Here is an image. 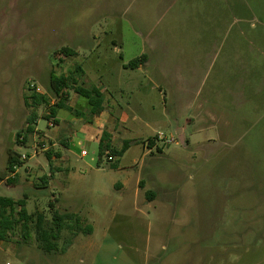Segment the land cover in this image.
I'll return each instance as SVG.
<instances>
[{"label":"rangeland","instance_id":"1","mask_svg":"<svg viewBox=\"0 0 264 264\" xmlns=\"http://www.w3.org/2000/svg\"><path fill=\"white\" fill-rule=\"evenodd\" d=\"M233 1L0 0V195L26 196L27 210L43 212L49 224L57 198L55 210L78 213L92 230L78 236L64 230L58 247L69 248L67 254L44 259L79 264L78 247L90 240L98 246L84 264H93L108 238L117 254L122 246L139 255L137 264H144L142 255L150 257L147 264H264V0H242L256 6L257 16L234 11L241 0ZM64 48L75 55L64 56ZM143 54V69L123 68ZM79 67L89 80L101 74L106 85L130 84L118 97L123 110L148 121L147 132L173 137L159 161L168 183L157 186L176 201L178 213L158 230L165 234L154 252L147 245L154 214L136 212L129 192L115 185L126 170L135 172L126 169L131 151L116 160L125 171L110 169L107 156L99 166L96 142L45 118L53 97L50 105L33 107L30 89L47 94L52 71L78 79ZM34 113L35 132L26 133ZM60 117L70 114L60 110ZM178 127H185L187 148ZM62 139L71 142L68 148ZM10 149L27 157L14 183L7 180L13 178L6 169ZM49 151L64 170L45 188ZM59 152L68 159L57 160ZM175 173L183 178L174 180ZM30 227L20 225L0 241V264L48 262L22 260L45 256Z\"/></svg>","mask_w":264,"mask_h":264},{"label":"crops","instance_id":"2","mask_svg":"<svg viewBox=\"0 0 264 264\" xmlns=\"http://www.w3.org/2000/svg\"><path fill=\"white\" fill-rule=\"evenodd\" d=\"M124 69L126 65H123ZM136 68H142V64H140ZM143 69V68H142ZM83 74L80 75L78 78V85H83L87 89L98 88L102 93L103 98V110L100 113L92 114L91 113V106L88 103V100L84 97H81L79 94L75 93L74 91H70V96L68 100V105L72 108V111H68L66 109H57L55 119L56 122L54 127L64 125L66 127V131L70 132L71 135H82L83 140L86 142H96L98 144V156H99V149H100V142L102 139L105 140V143H109L112 147L120 149L124 142L129 140L131 144L127 151L124 153L126 155L128 152L131 151L133 159H132V166L127 167L126 169H133L135 170L134 174H131L129 171L126 170L127 175L124 176L122 181L115 183L118 188L123 192H129L131 196V206H133L136 212H152L154 214V223H150L148 225L149 232L151 233V237H148L147 245L148 251L154 252V246L156 243V238L164 235L165 233H161L158 231L159 229H167L168 224L174 222L176 218V214L178 213V207H176V201L170 200L167 198L168 191H166L163 187L157 186L158 181L160 183L165 184L167 182V178L164 174V170L162 165L160 164V160L162 156H165L168 144L164 145L161 144L158 139L156 138L155 133H150L145 130L147 128L146 120L140 121V119L135 116L131 115L130 113H126L123 108L120 106V99L118 97L124 91L130 90V84H124L123 82H115L113 84H107L102 81L101 74L98 79L96 80H89L86 77L85 71L82 72ZM89 80V81H87ZM136 89V87L134 88ZM60 110H65L69 112L70 117L64 118V121L60 117ZM147 119H149V115H147ZM146 121V122H145ZM53 127V126H52ZM178 136H182L185 139V127H178ZM128 132L133 134V138L129 139ZM42 134V133H41ZM44 138V134H43ZM154 139V142H149L148 140ZM173 139V137H171ZM180 143L183 144L184 148L188 147V142L186 139ZM63 144L66 145L65 148H68L71 144L70 141L66 139L60 140ZM59 141V142H60ZM174 142V141H173ZM54 145L53 142H51ZM179 143V141L177 142ZM79 145L82 144L81 141L78 142ZM170 144V143H169ZM135 145V148L133 146ZM83 152H86L85 149L82 148L81 155L84 156ZM86 155V154H85ZM111 155L109 151H107L104 156ZM123 155V156H124ZM113 156V155H112ZM114 157V161L109 164L110 169L117 170V171H125L119 168L118 163L116 162L118 157ZM49 158V157H48ZM103 158V157H102ZM66 161L68 156H63L61 152L57 154V160ZM50 162V172L47 174L49 178H46V183H44V187L48 188V181H50L49 186L53 183L55 184L56 180V173L64 170L63 165L56 164L54 165L52 158H49ZM102 160L99 159V166ZM116 164L115 168H112L111 165ZM23 166V165H22ZM21 166V167H22ZM19 168L16 170V174H12L13 178H16V175L19 172ZM183 175L175 173L173 178L180 179L183 178ZM9 177H7L8 180ZM172 179V178H171ZM5 179L2 178L1 182ZM168 183V182H167ZM163 188V189H162ZM153 193L154 197L151 200H148V194ZM3 196V195H0ZM9 197V196H7ZM26 197V196H25ZM55 198V197H54ZM27 200V197H26ZM169 201H172L170 203ZM57 202V198L54 199L51 203L54 204ZM153 210V211H151ZM157 211V213L155 212ZM64 213L75 214L80 217V215L74 211H66ZM143 213V214H144ZM84 223L85 220L82 219ZM166 227H163L165 226ZM161 227V228H160ZM94 232V231H93ZM148 233V232H147ZM167 234V232H166ZM78 236V234H76ZM80 235V234H79ZM74 238H67L66 240L71 241V244H75ZM60 241H57L59 244ZM94 246H98L94 242L88 240L84 244L79 245L78 249L81 252L76 253V258L79 264H84L86 262V253L88 250ZM99 253L94 259V263L96 261L101 260L103 263L100 264H137V257H133V255L128 254L122 251L123 247L121 246V253L117 254L115 251L118 248L116 242H113L111 239L105 238L103 243H100ZM40 250V249H39ZM69 248L65 249V251H54L51 253L44 252L45 256L41 254H31L32 256L22 255V260L24 261H48L43 257L46 255L52 256L53 254L57 255H65L67 254ZM138 250V249H137ZM33 253V252H32ZM140 253V251H139ZM20 254V253H19ZM23 254V253H21ZM29 257V258H26ZM150 257H146L142 255V260L144 264H147ZM98 259V260H97ZM51 264L55 260L49 259ZM49 261L46 263L48 264ZM90 261V260H89ZM8 264V263H7ZM37 264V263H34ZM50 264V263H49Z\"/></svg>","mask_w":264,"mask_h":264},{"label":"trees","instance_id":"3","mask_svg":"<svg viewBox=\"0 0 264 264\" xmlns=\"http://www.w3.org/2000/svg\"><path fill=\"white\" fill-rule=\"evenodd\" d=\"M237 0L233 1L236 2ZM242 5V0L239 4L233 5L234 11L246 12L249 10L254 16H257L258 10L251 2L249 5L245 3ZM62 53L66 57H72L75 55V52L69 48L62 49ZM147 60L145 54L140 57L132 60L126 67L136 68L142 62ZM82 72V68H78ZM78 79L73 78L69 75H57L54 71L50 74V84L48 87L47 94H41L37 92V88L30 89L32 91L31 98L33 99V107L38 108L40 106L50 105L51 98L55 99V103L51 105V116H45L46 119L51 121L54 119L56 122L55 115L57 109H66L72 111V108L68 105V100L70 96V91H74L79 94L81 97H84L88 100L89 105L91 106V113L97 114L103 110V98L102 93L98 88L87 89L83 85H78ZM51 95V96H50ZM27 105L29 103L27 102ZM39 119L38 115L34 113L27 123L26 133L35 132L34 126ZM149 142H154V139L148 140ZM131 144V141L127 140L124 142L123 146L120 149L112 147L108 142L105 143V140L102 139L100 142L99 149V159L102 160L104 154L109 151V153L115 157H122L127 151ZM47 156L51 158V152H47ZM24 164V161L21 160V155L17 154L14 150L10 149L7 159V173L16 174L17 168L21 167ZM112 168L116 167V164L111 165ZM16 178H8L9 183H14ZM43 182L46 183V178H43ZM154 197L153 193L148 194V200H151ZM50 208H53L52 222L49 224L46 219V215L43 212H33L30 213L27 210V200L26 197L23 199L15 200L12 197L0 196V241H5L8 239L9 235L16 230L17 227L21 225L22 229L26 232H29L31 227L30 224L34 223V231L36 233V239L38 242L39 248L47 253L54 251H59V244L57 241L61 239L62 233L64 230H71L75 234L79 233H89L91 228L87 226L83 227L82 219L75 214L70 213H60L55 210L53 203H50ZM73 223V224H72ZM75 225H77L75 227ZM27 237V236H26ZM65 251V249H60Z\"/></svg>","mask_w":264,"mask_h":264},{"label":"built area","instance_id":"4","mask_svg":"<svg viewBox=\"0 0 264 264\" xmlns=\"http://www.w3.org/2000/svg\"><path fill=\"white\" fill-rule=\"evenodd\" d=\"M156 138H157L158 140H160V141L165 140L164 143H167V144L173 142L172 139H167V140H166L165 135H164L163 133H158L157 136H156ZM36 153H37V152H36ZM83 154L85 155L86 152H83ZM107 158H108V162H110V163L114 161V157H113L112 155H108ZM26 159H27V157H26L25 155H21V160H22V161H24V160H26Z\"/></svg>","mask_w":264,"mask_h":264},{"label":"water","instance_id":"5","mask_svg":"<svg viewBox=\"0 0 264 264\" xmlns=\"http://www.w3.org/2000/svg\"><path fill=\"white\" fill-rule=\"evenodd\" d=\"M180 140L183 142V138L181 137Z\"/></svg>","mask_w":264,"mask_h":264}]
</instances>
